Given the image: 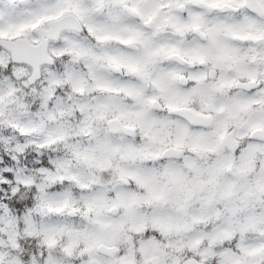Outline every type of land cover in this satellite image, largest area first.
<instances>
[{"label": "snow or ice", "instance_id": "1", "mask_svg": "<svg viewBox=\"0 0 264 264\" xmlns=\"http://www.w3.org/2000/svg\"><path fill=\"white\" fill-rule=\"evenodd\" d=\"M0 264H264V0H0Z\"/></svg>", "mask_w": 264, "mask_h": 264}]
</instances>
